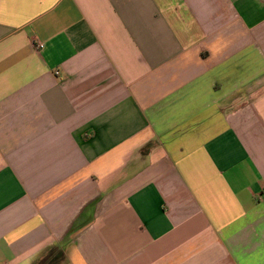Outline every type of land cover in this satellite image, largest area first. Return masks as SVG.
<instances>
[{"label": "crops", "instance_id": "obj_1", "mask_svg": "<svg viewBox=\"0 0 264 264\" xmlns=\"http://www.w3.org/2000/svg\"><path fill=\"white\" fill-rule=\"evenodd\" d=\"M0 264H264V0H0Z\"/></svg>", "mask_w": 264, "mask_h": 264}, {"label": "built area", "instance_id": "obj_2", "mask_svg": "<svg viewBox=\"0 0 264 264\" xmlns=\"http://www.w3.org/2000/svg\"><path fill=\"white\" fill-rule=\"evenodd\" d=\"M42 48H43V44H38V45H37V49L40 50V49H42Z\"/></svg>", "mask_w": 264, "mask_h": 264}]
</instances>
